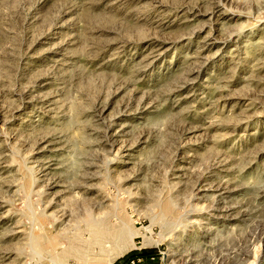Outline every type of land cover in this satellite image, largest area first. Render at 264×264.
I'll return each mask as SVG.
<instances>
[{"label": "rangeland", "instance_id": "obj_1", "mask_svg": "<svg viewBox=\"0 0 264 264\" xmlns=\"http://www.w3.org/2000/svg\"><path fill=\"white\" fill-rule=\"evenodd\" d=\"M89 218L264 264V0H0V264H86Z\"/></svg>", "mask_w": 264, "mask_h": 264}, {"label": "bare ground", "instance_id": "obj_2", "mask_svg": "<svg viewBox=\"0 0 264 264\" xmlns=\"http://www.w3.org/2000/svg\"><path fill=\"white\" fill-rule=\"evenodd\" d=\"M163 210L167 213L170 212L172 210L171 205H164ZM90 221L91 223L93 222L91 219ZM92 225L94 227L92 230L94 239L91 243L93 250L91 247L73 244L69 249L70 251L68 250L69 252L76 254L78 260H83L86 264H112L118 256L123 255L125 251L128 250L129 244H134L131 235H129L130 231L127 229H115L108 225L104 228L102 224L98 225L94 222ZM53 239L54 237H49L47 240L48 247H45L46 249L54 250ZM94 247H97V252L94 250Z\"/></svg>", "mask_w": 264, "mask_h": 264}, {"label": "trees", "instance_id": "obj_3", "mask_svg": "<svg viewBox=\"0 0 264 264\" xmlns=\"http://www.w3.org/2000/svg\"><path fill=\"white\" fill-rule=\"evenodd\" d=\"M158 256H159V253L156 250L143 249L141 251H132L126 258L124 257V259L122 260L125 261V263H129L130 261L136 258H141V257L150 258V257H158Z\"/></svg>", "mask_w": 264, "mask_h": 264}, {"label": "crops", "instance_id": "obj_4", "mask_svg": "<svg viewBox=\"0 0 264 264\" xmlns=\"http://www.w3.org/2000/svg\"><path fill=\"white\" fill-rule=\"evenodd\" d=\"M117 264H164L159 261L158 257H150V258H136L129 263H125V261H120Z\"/></svg>", "mask_w": 264, "mask_h": 264}]
</instances>
